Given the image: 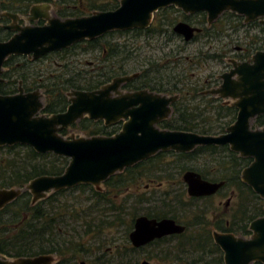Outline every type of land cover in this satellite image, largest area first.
Instances as JSON below:
<instances>
[{
    "label": "water",
    "instance_id": "95a60500",
    "mask_svg": "<svg viewBox=\"0 0 264 264\" xmlns=\"http://www.w3.org/2000/svg\"><path fill=\"white\" fill-rule=\"evenodd\" d=\"M55 1V0H51ZM173 6L185 14L203 12L210 26L225 12L243 18L244 24L258 21L264 26V0H120L112 11H97L78 18L60 19L49 3L34 5L29 21L41 19L42 26L18 25L19 16L3 12L0 17L12 20V37L0 42V84L3 65L11 56L36 61L82 41H92L110 32L145 30L154 13ZM173 32L189 42L201 30L179 22ZM231 69L219 78V87L206 94L229 101L236 108L235 121L223 134L201 135L180 130L160 129L158 124L171 114L170 104L178 96L139 91L122 93L119 88L138 74L116 77L93 91L72 90L67 93L69 105L64 112L45 115L44 96L40 90L25 92L18 86L13 95H0V147L28 146L38 154L50 153L69 160L59 176H39L24 188L0 189V211L15 201L23 191L31 195V205L48 193L89 185L96 190L108 178L162 152L189 153L197 147L228 146L240 157L251 159L241 172V181L259 198L264 199V127L252 128L251 122L264 115V50L247 62L229 60ZM83 118L102 120L112 126L124 120L120 132L112 136L65 138L60 132ZM191 197L216 193L223 182L213 183L195 171L182 175ZM248 238L213 231L214 244L223 254L224 264H264V215L250 223ZM185 227L172 219L157 221L146 216L135 218L128 238L135 249L165 236L179 235ZM52 254L7 258L0 254V264H54ZM84 264V262H81ZM141 264H150L144 260Z\"/></svg>",
    "mask_w": 264,
    "mask_h": 264
},
{
    "label": "trees",
    "instance_id": "16d2710c",
    "mask_svg": "<svg viewBox=\"0 0 264 264\" xmlns=\"http://www.w3.org/2000/svg\"><path fill=\"white\" fill-rule=\"evenodd\" d=\"M119 1L120 0H0V11L25 16L32 6L50 2L53 5L56 17L60 19L78 18L97 11L115 10L119 6ZM172 8L173 7H170V10H172ZM168 10L169 9L161 10L159 15H157L158 20L156 17L154 23L145 30L136 29L125 33H110L93 41L79 42L61 52L50 55H57L61 58H65L71 55L75 50L81 53H92L100 50L102 54L103 49L100 42L106 37L114 34H134L135 36L146 35L147 37H154L157 34H161V32L168 31L170 32L168 35H174L170 31L172 21L169 22L168 20ZM195 17L200 18L198 24L203 28V33L196 36L195 41L200 36L216 40L219 38L218 35L220 33H225L232 25H236L237 27L245 26L247 30L256 28L259 29V32L264 33V26L261 24L254 22L244 25L242 23V17L230 12L223 13L218 20L207 27L205 26V13L196 14ZM222 24L226 25V27L219 33L218 26ZM10 36L11 33L0 26V42L8 40ZM256 45L257 42L250 44L248 52H253V50L257 48ZM108 46L111 47L108 50L106 59H102L103 68L97 71L95 76L93 75L92 77L89 72L82 74V71L72 72L70 70H62L59 74H51L49 77H44L45 74L41 72L35 73L34 76V73L30 72L29 69L35 61H31L26 57L11 56L3 65L1 78L4 81L0 84V95H13L17 93L18 83L21 81L22 87L26 92L36 89L43 91V114L52 115L64 112L69 105V99L67 97L68 92L72 90L93 91L102 86L110 78H115L117 75H127L126 66L114 62V60L117 59V52H120L117 46L113 47L111 44ZM208 59L212 58H208V55L204 53L199 54L200 62H206ZM20 60H22L21 63L18 62ZM108 61L112 62L106 64ZM153 63L154 61L146 60V62L140 64L141 80L146 84L150 83L151 80H155V82L152 83V89L155 88L162 93L177 94L180 97L179 102L174 106V111L170 119L161 124L162 128L193 132L201 135H218L224 133L227 127L235 121L237 111L234 107L223 105L218 98L210 97L209 99H205L202 95L197 94L199 90L193 89L194 93L190 92L191 89L188 88V84H184L186 78L185 72L182 71V74H176L175 71H173L174 64H176L177 68L181 63H173L171 66L172 73L170 70L166 69V67L162 66V68H160ZM65 67L69 66L65 64L63 68ZM163 70L164 73H162ZM160 76L168 77L166 85L162 83V78ZM189 100H198V102L193 106L189 104ZM251 125L252 128L264 127V115L257 116L251 122ZM72 127L85 136H95L98 134L107 136L112 135L111 130L109 131L103 125H97L87 118L78 121ZM60 134L65 136L67 131L62 130ZM172 155L175 156L176 160L171 165L168 164L167 168L175 167L179 175L187 170H192L199 173L205 179L210 178L217 180L225 179L232 175H239L241 172V165H247L250 160L238 158L225 146L221 148H216L214 146L197 147L188 154ZM163 156L162 153L156 154L149 160L140 162L131 168L125 169L123 173L110 177L108 181L112 180L116 185L124 186L127 183L126 180L130 179L129 181H131L136 175H145L143 169L148 165H153V167L158 166ZM192 158H195V162L192 161ZM224 158L226 160H222ZM197 160L203 163H196ZM206 160H210L208 165L206 164ZM188 162L190 164H188ZM68 163L69 160L67 158L54 156L50 153L38 154L28 146L15 145L0 147V189L24 188L32 179L39 176H59L64 172ZM209 168L214 169L210 170ZM157 169L162 173L166 170L160 165ZM151 172L152 171H147L146 173ZM166 174L167 176H159L158 178L166 179L169 177V172ZM237 183L239 187L238 190L243 193L241 198L242 205L240 204L239 206L237 213L238 217H233V219L236 220L230 225L228 232L236 236H248L250 234L248 225L253 219L263 214V209L260 208V206L262 204L264 205V201L259 199L250 189H245L242 183H239V181ZM85 188L90 190V196L88 198H93L92 205L89 206V209L93 210L95 206H102L98 209L101 216L99 224H93L90 214L85 212L82 214H86L84 217L89 221L85 223L86 229L84 230V234L91 233L93 228H98L97 230L99 231L106 226L114 227L117 225V227H120L121 223H125L124 215L126 210L124 207H116L113 203V199H106L104 194L94 192V189L85 185L77 186L71 191L83 190ZM66 191L67 190L56 192L50 198V201L48 200L45 202L41 200L35 205H31V196L29 192L24 191L19 198L2 209L0 211V254L12 259L52 254L57 257V261L54 264H77L76 253L83 247L79 244V242L82 243L83 240L77 241L72 238L69 228H66L65 225H69L67 223L68 218H78L79 214L73 205L68 203H57L59 202L57 197L64 194ZM248 201L249 204H247ZM168 203L169 202L164 200V198H162L160 202H155L151 195L141 200L134 201L131 209V223H133L134 218L144 205H147V208H142L143 214L147 216L152 214V210L150 209L156 206L168 207L170 210L171 207L176 210L181 209L177 204L172 206ZM250 203L252 206L251 208L248 207ZM138 205L141 208H139ZM72 208L73 210H71ZM258 208H260V210H258ZM69 210H71V215H69ZM172 213V218L183 224L186 229L180 235H173L164 239L166 241L168 240L167 243L169 244L168 246L164 244L167 247H162L160 249L162 255L159 257V262L154 264H224L222 253L213 243L208 227L206 228L199 220L180 221L175 213ZM130 225L131 228L132 224ZM73 230V232H76L75 228H73ZM157 245L158 244H155L153 246ZM114 250L112 248V250L108 252L110 256L114 254ZM136 253H138V251L129 245L121 249L118 247L116 255L118 254L123 258L122 260L125 261V263L123 262L122 264H131L130 261L133 259L131 256ZM136 258V260L133 259L132 264H138L139 258ZM150 258L151 257H148V259ZM253 264L260 263L257 262Z\"/></svg>",
    "mask_w": 264,
    "mask_h": 264
},
{
    "label": "rangeland",
    "instance_id": "374dc122",
    "mask_svg": "<svg viewBox=\"0 0 264 264\" xmlns=\"http://www.w3.org/2000/svg\"><path fill=\"white\" fill-rule=\"evenodd\" d=\"M173 10H170L167 12V17L169 18V22L172 21V25L170 29L175 25L178 21H184L183 20V14L181 10L173 7ZM159 12L154 13L152 23H154L155 18L157 15H159ZM54 14V11L52 12ZM27 19L24 18V23H27ZM200 18L194 17L191 19L192 24H198ZM151 23V24H152ZM243 23V22H242ZM8 25L10 23H7ZM244 24V23H243ZM28 25V24H27ZM246 25V24H244ZM196 26V25H194ZM226 25L222 24L219 25V33L224 30ZM236 25H232L231 28L227 29L225 33H220L216 40L213 38L208 37H202L200 36L196 41H192L190 43H185L180 37H177L171 30V32L174 35H168V37L165 34H157L154 37H147L146 35L141 36H135L134 34H114L112 36L106 37L105 41L102 42V46L104 45V42H112L115 44H120L121 47L126 46L123 48V50L118 49L120 51V55H123V58L125 59L124 65L127 69V75L139 73L141 71V66L143 62H146V60L154 61V63L159 66L160 68L166 67V69L170 70L172 73V65L173 63H181L177 68L176 64H174L175 73L182 74L185 72V81L184 84H188V88L191 89L190 92L194 93V90H199V93L201 94V90L207 91L211 88H216L213 85V81H215L218 76H220L223 73H226L231 68V64L229 63V60L235 59L233 58L235 52L236 46H242L246 43L247 40H249V36H252V34H258L260 37L264 34L259 32V29H248L247 27H237ZM236 28V29H235ZM217 34V33H216ZM215 34V35H216ZM137 38H135V37ZM140 37V38H138ZM170 40V43L167 41ZM262 40L261 46L263 47L264 41ZM167 42V43H166ZM263 50V49H259ZM204 53L208 55V59L206 62H200L199 61V54ZM69 55V54H67ZM66 56V55H65ZM102 59H103V53L101 54L100 50H97L92 53H81L78 50H75L71 55L66 56L65 58H61L57 55H50L43 57L40 61H35L34 64L30 67L29 71L34 73H42L45 74V76L49 77L51 74H59L64 71H82V74L90 73V76L92 77L95 74L93 73L94 70H96L97 66H99V70L102 69ZM169 59V61H167ZM19 63L22 62V60L18 61ZM153 63V64H154ZM199 63V64H198ZM202 63V64H201ZM67 64L69 67L63 68V66ZM201 64V65H200ZM164 73V70L162 71ZM165 75V74H163ZM161 77V76H160ZM165 81H168V77L164 76L161 77ZM171 79V74H170ZM208 86V87H206ZM207 88V89H206ZM40 92L43 94V92L40 90ZM44 102V98H43ZM198 101H191L189 100L190 105H196ZM223 134V133H220ZM99 136H102V134H98ZM84 137V135L81 133L79 134L76 131H69L64 137L70 138V137ZM97 136V135H95ZM17 151V150H15ZM176 160V158L172 155L164 156L162 157L163 164H166L167 162H171ZM192 161L195 162V158H192ZM192 162V163H194ZM196 163H203L200 160H197ZM210 163V160H206V164L208 165ZM188 164H190L188 162ZM206 165V166H207ZM166 167V165H163L162 167ZM204 166V164H203ZM159 166L148 165L146 168H144L145 175L140 176L135 183L130 185V190L133 195H142V197H149L151 194L154 193L155 196L158 194H161L163 191H170L169 187L172 184L174 185V180H180V176L178 174V171L175 167L168 168L169 174H171L172 178L167 180L165 178H157V175L160 176H167L166 173L168 172H154L159 171ZM210 170H213L214 168H209ZM147 171H152L151 173H146ZM150 180H153L152 182ZM168 182H170L168 184ZM147 186H150L147 190L145 189ZM72 190V189H71ZM67 190L64 194L59 195L57 197L58 204L61 203H68L73 205L76 210L78 211V218L74 217V219H67V223L69 224L66 226V228H69L72 238L75 240H83L82 243L79 242L83 247L80 248V251L76 253V262L79 264L80 261H85L86 264H122L123 261L120 257V255H116V252L118 251V247L125 248L128 247V242L126 241V238L128 236V232L130 230V224L132 220V210L131 205L132 202L129 199H126L125 201V208H130L126 210V213L124 215L125 223H121L120 227L114 226V227H108L101 230H97L98 228H93L91 233L84 234L85 223L89 222L87 219H85V215H82L84 212L91 215L93 224H99L101 216L100 211L98 209L102 206L99 205L98 208H94L93 210L89 209V206L92 205V202L89 201L90 196V190L89 189H83V190H75L71 191ZM174 193L181 192L179 188L174 185L173 187ZM224 192H230L228 190H225ZM55 194V193H54ZM53 193H48L46 197L43 200H49L54 195ZM126 197V196H125ZM124 196H119L118 199L114 198L113 203L116 207H120V204L123 203ZM222 201V206L219 209V212L222 213L224 210V203L227 200V197H214L213 199L209 201H198L197 204H194L191 202L190 207H185L184 215L189 217L188 219L184 217L181 218L182 221H189L193 217V213L189 211L190 208L193 206L204 208L208 210V218H212V213H209L212 211V207H217V204L219 201ZM236 201V198L234 197V200L231 201V205H234ZM205 206V207H204ZM208 206V208H207ZM142 208H147V205H144ZM139 210V214L143 213V209ZM73 210V208L71 209ZM71 210H69V215H71ZM228 211V210H227ZM91 212V213H90ZM218 212V213H219ZM178 213V212H177ZM71 217V216H70ZM109 220V219H107ZM82 222V224H81ZM130 225V226H129ZM94 226V225H93ZM75 228L76 232H73V228ZM78 238V239H77ZM159 247H152L147 248V250H143L139 253L133 254L131 258L136 260L138 257V264H140L143 260L148 261V259L144 256L146 254L148 255H154L155 252H158ZM114 250V254L110 256L108 253L110 250ZM160 251V250H159ZM116 255V256H115ZM145 257V258H144ZM133 259L130 261V263H133ZM57 261V258H55V263ZM150 263H157V259L155 257L150 258Z\"/></svg>",
    "mask_w": 264,
    "mask_h": 264
},
{
    "label": "flooded vegetation",
    "instance_id": "af4514ba",
    "mask_svg": "<svg viewBox=\"0 0 264 264\" xmlns=\"http://www.w3.org/2000/svg\"><path fill=\"white\" fill-rule=\"evenodd\" d=\"M45 3H49L51 6H52V8H53V5H52V3H50V2H45ZM170 7H172V6H170ZM170 7H167V8H165V9H169L168 11H170ZM163 10V9H162ZM172 10L173 11H175L173 8H172ZM30 11V10H29ZM53 11H54V9H53ZM161 11V10H160ZM1 12V11H0ZM182 12V11H181ZM199 13H203V12H199ZM199 13H195V14H185V13H183L182 12V14H183V20L184 21H178V22H176V23H179V22H184V23H187V24H189L190 26H192V27H195V28H198V29H200L201 31L199 32V33H195L194 34V37L189 41V42H185L184 41V39H183V37L182 36H180V35H177V34H175L174 32H173V30L171 29V31L177 36V37H180L182 40H183V42H185V43H190V42H192V41H195V38H196V36H198V35H200V34H202L203 32V28H202V26L201 25H199V24H192L191 23V19H193L195 16H196V14H199ZM16 15H18L19 16V18H18V21L16 22L18 25H21V26H25V25H36V26H42V25H44L45 24V22L43 21V20H41V19H38L37 21H29L28 20V18L30 17L29 16V12H28V14L27 15H20V14H16ZM55 15V14H54ZM206 15V14H205ZM24 18H26L27 20V23H24L23 21H24ZM186 18H188V19H186ZM206 18V17H205ZM1 20H3V21H1ZM157 20H158V16H157ZM257 23H259L258 21H256ZM7 23H10L9 25L7 24ZM16 23H13L12 22V20L10 19V18H7V17H0V26L1 27H3L6 31H8V32H10L11 33V36L10 37H12V35L14 34V32L15 31H11V30H8V29H6V27H10V26H13L14 24H16ZM175 23V24H176ZM244 23V22H243ZM252 23H254V22H252ZM250 24V23H249ZM260 24V23H259ZM194 25H196V26H194ZM247 25V24H246ZM205 26L207 27V20H206V24H205ZM174 27V26H173ZM172 27V28H173ZM133 31V30H132ZM126 32H131V31H126ZM110 33H125V32H110ZM110 33H108V34H110ZM162 34H165L167 37H168V33H170V32H168V31H166V32H161ZM108 34H106V35H108ZM264 34V33H263ZM106 35H104V36H106ZM103 37V36H102ZM99 38H101V37H99ZM261 38L263 39V41H264V35L263 36H259L258 34H252V36H249V40H247L246 41V43L244 44V45H242V46H236L235 47V54H234V56H233V58H235V59H232V60H235L236 62H238V63H241V62H247L248 60H250V58L256 53V52H259V51H263L264 50V45H263V47L261 46V44H262V40H261ZM98 39V38H97ZM106 39V38H105ZM105 39H103L102 41H105ZM93 41V40H92ZM168 43H170V40H168L167 41ZM166 42V43H167ZM255 42H257V48L256 49H254L253 50V52H248V47H249V45L250 44H253V43H255ZM259 43H261V44H259ZM264 43V42H263ZM100 44H101V46H102V42H100ZM109 44H111L113 47H116L117 46V49H121V50H123V48H125L126 46H123V47H121L120 46V44H119V46H118V44H115V43H112V42H104V45L102 46V49H103V59L105 60L106 59V56H107V54H108V50H109V48L111 47V46H108ZM259 49H263V50H259ZM59 52H61V51H59ZM117 52V51H116ZM53 53H56V52H53ZM53 53H50V54H53ZM50 54H48V55H46V56H49ZM247 54H249V55H247ZM46 56H44V57H46ZM16 57H18V56H16ZM24 57H26V56H24ZM26 58H28V57H26ZM43 58V57H42ZM42 58H40V59H38V61H40ZM29 59V58H28ZM30 60V59H29ZM125 59L123 58V55H120V52H117V59L116 60H114V62L116 63V62H118L119 63V65L120 64H122V65H124V61ZM167 61H169V59L167 60ZM112 61H108V62H106V64L108 63V64H110ZM230 63V62H229ZM126 65V64H125ZM103 68V67H102ZM231 69V68H230ZM229 69V70H230ZM97 71H99V66H97V68H96V70H94V74L97 72ZM136 74H138L137 75V77H135V78H133L132 80H130L129 82H127V83H125V84H123L120 88H119V90L122 92V93H132V92H139V91H148L149 93H154V94H160V95H165V96H167V97H170V96H175V95H173V94H169V93H162V92H159V91H157L155 88L154 89H152L153 87H152V83L153 82H155V80H151L150 81V83H144L143 82V80H141V72L139 71V73H136ZM222 75V74H221ZM220 75V76H221ZM120 75H117V76H115V78L116 77H119ZM220 76H218L217 78H215L216 80L215 81H213L212 83H213V85L212 86H215L216 88L217 87H219L220 86V84H221V79L219 78ZM114 78H110L108 81H106L102 86H104V85H106V84H109L110 82H112V80H113ZM21 82V81H20ZM19 82V83H20ZM19 83H18V86H19ZM162 83H164V85H166L167 84V81H165L164 79H162ZM21 86H22V82H21ZM102 86H100L99 88H101ZM167 86H169V85H167ZM206 87H208V86H206ZM23 88V87H22ZM98 88V89H99ZM24 89V88H23ZM207 89V88H206ZM212 89V88H211ZM36 90H38V89H36ZM40 90V89H39ZM97 90V89H96ZM209 90V89H208ZM24 91H25V89H24ZM32 91H34V90H32ZM32 91H29V92H32ZM42 91V90H41ZM202 92H201V94L200 93H197V94H199V95H202V97H204L205 99H209L210 97L211 98H218V97H212L211 95H208V94H206L205 92L206 91H204L203 89L201 90ZM18 92V91H17ZM26 92V91H25ZM43 92V91H42ZM177 95V94H176ZM178 96V99L174 102V103H172V104H170V108H171V114H170V116L166 119V120H164L163 122H165V121H167V120H169L170 119V117H171V115H172V113H173V111H174V106H175V104L177 103V102H179V100H180V97H179V95H177ZM188 97H190V96H188ZM191 98V97H190ZM219 99V98H218ZM220 100V102L223 104V105H228V106H231L230 104H229V101H227V100H222V99H219ZM196 101H198V100H196ZM231 107H233V106H231ZM235 108V107H234ZM236 109V108H235ZM237 111V110H236ZM237 114V113H236ZM260 116V115H259ZM84 119V118H83ZM88 119V118H87ZM90 121H92L93 123H95V124H97V125H103L106 129H108L109 131L111 130V133H112V135H115V134H117L118 132H120V130H121V128H122V125H123V123L125 122L124 120H122V121H120V122H118L117 124H115V125H112V126H105L104 125V122L102 121V120H98V121H93V120H90ZM163 122H161V123H159L158 124V127L160 128V129H165V128H162L161 127V124L163 123ZM74 125V124H73ZM73 125H71L70 127H68V128H66V129H64V130H66L67 131V133L69 132V131H76V132H78L79 134H81L79 131H77L75 128H73L72 126ZM167 130H169V129H167ZM111 135V136H112ZM219 135V134H218ZM103 136H107V135H103ZM205 147V146H204ZM214 147H216V148H221V147H224V146H214ZM225 147H228V146H225ZM228 149H229V147H228ZM229 151H230V149H229ZM171 152L172 151H170V152H166V153H162V152H160V153H162L164 156H168V155H172V154H174V155H176V154H188V153H175V152H172V154H171ZM192 152V151H191ZM231 152V151H230ZM190 153V152H189ZM231 153H233V152H231ZM159 154V153H158ZM233 154H235V153H233ZM238 158H241V159H249V158H243V157H240L238 154H235ZM163 156V157H164ZM173 156V155H172ZM175 157V156H174ZM222 160H226L225 158L224 159H222ZM175 161V160H174ZM174 161H171V162H167L166 164H163V161H162V159L160 160V162H159V164H158V166L160 165V166H163V165H166V167L164 166V167H162L163 169H166L165 170V172L168 170V168H167V165L168 164H172ZM251 163V159L249 160V163L247 164V165H241L242 167H241V172H242V170L245 168V167H247L249 164ZM230 166H232V165H230ZM133 167V166H132ZM131 168V167H130ZM172 168V167H171ZM187 171H192V170H187ZM124 172V171H123ZM122 172V173H123ZM154 172H159V171H154ZM186 172V171H185ZM185 172H183V173H185ZM241 172H240V174L239 175H232V176H229L228 178H225V179H221V180H217V179H210V178H207V179H205V178H203L201 175V178L202 179H204V180H206V181H209V182H213V183H218V182H223L224 184H223V186L216 192V193H214L213 195H209V196H201V197H191V196H189L188 194H187V191H186V184L184 183V181H183V179H182V175H183V173L182 174H180L181 176V178H180V180H174V185H176L178 188H179V190L181 191V192H179V193H174L173 192V187H174V185L172 184V182H171V185H170V191H163L161 194H158L157 196H155L154 195V193L153 194H151V196H153V200L155 201V202H160V200L162 199V198H164V200H166L167 202H169L168 204H170V205H174V204H177L178 206H180L181 207V209L179 210H176V209H172V207H171V210L170 209H168V207H152L150 210H152V214L150 215V216H147V215H145V214H143V213H138L137 214V216L135 217V218H137V217H139V216H146V217H148L149 219H155V220H157V221H160V220H162V219H172V220H174L177 224H180V225H182V226H184L183 224H181V223H179V222H177L175 219H173L172 218V212H174L175 213V215L177 216V218H179V220L180 221H182L181 220V218L183 219L184 217H186L187 219L189 218V217H187L186 215H184V211H185V207H190L191 206V202L192 203H194V204H197V202L198 201H209V200H211V199H213L214 197H220V198H222V197H227V200L225 201V203H224V210L222 211V213H220L219 212V209H220V207L222 206V201L220 200L219 201V203L217 204V207H212V211H210L209 213H212V218L211 219H209L208 218V210L207 209H204V208H199V207H195V206H193L192 208H190L189 209V211L191 212V213H193V217L191 218V219H189V220H191V221H193V220H199V221H201L202 222V224H204L205 225V227L207 228L208 227V229L210 230V234H211V238H212V232L213 231H216V232H220V233H230V234H233V233H231V232H228L229 231V229H230V225L231 224H233V222L236 220V219H233V217H238V210H239V206H240V204L242 205V201H241V198H242V195H243V193H241L239 190H238V186H237V182L239 181V183H242L243 184V186H244V188L245 189H250L247 185H245L242 181H241ZM199 174V173H198ZM160 175H157V178L159 177ZM141 177H142V175H141ZM138 178H140V176H138V175H136L135 176V178L134 179H132L131 181H129V180H126V184L124 185V186H119V185H116V183L115 182H113L112 180L111 181H108V180H106L100 187H99V189L98 190H96L94 187H92V186H89L90 188H92V189H94V192H98V193H101V194H104V196L106 197V199H113L114 200V198H116V199H118V197L119 196H124V198H123V203L122 204H120V207H124V209L125 210H127V209H130V208H125L126 207V205H125V201H126V199H129L130 198V201L132 202V204H133V202L134 201H137V200H141L142 198H145V197H142V195L143 194H141V195H137V194H132V193H130L131 192V190H130V185H132L133 183H135V181L138 179ZM172 178V176H171V174H169V177H167L166 179L167 180H169V179H171ZM160 179V178H159ZM151 182L153 181V180H150ZM153 183V182H152ZM170 182H168V184H169ZM235 183V184H234ZM237 183V184H236ZM86 186V185H85ZM150 186H148V188H149ZM147 188V186H146V190L148 189ZM225 190H228V191H230V192H224ZM251 190V189H250ZM247 191V190H246ZM252 191V190H251ZM253 192V191H252ZM254 193V192H253ZM54 194V193H53ZM255 194V193H254ZM256 195V194H255ZM126 196V197H125ZM147 197V196H146ZM234 197L236 198V201H235V204L234 205H231V201L232 200H234ZM259 199H261V198H259ZM92 200H93V198L91 197L90 199H89V201L90 202H92ZM262 201H264V199H261ZM42 201H47V200H42ZM252 203V202H251ZM251 203H250V205L248 206L249 208H251L252 206H251ZM247 204H249V201L247 202ZM136 205H137V203H136ZM99 206V205H98ZM98 206H95V208H98ZM138 207L139 208H141L139 205H138ZM205 207V206H204ZM207 208H208V206H207ZM260 208H262L263 209V214L261 215V216H259V217H257V218H255V219H253L252 221H254V220H256V219H258V218H260V217H262L263 215H264V205L262 204L261 206H260ZM260 208H258V210H260ZM131 209H132V205H131ZM261 209V210H262ZM103 210H105V209H103ZM228 210V211H227ZM178 212V213H177ZM219 212V213H218ZM135 218H134V220H135ZM134 220H133V223H132V227L130 228V230H129V232H128V235H129V233H130V231L132 230V228H133V224H134ZM251 221V222H252ZM250 222V223H251ZM250 223H249V225H248V230H249V226H250ZM185 227V226H184ZM185 229H186V227H185ZM249 232H250V230H249ZM180 235V234H179ZM234 235V234H233ZM251 235V232H250V234L248 235V236H240V237H245V238H248L249 236ZM170 236H173V235H170ZM170 236H165V237H162L161 239H156V240H154V241H152V242H150V243H148L147 245H145L144 247H141V248H138V249H135V248H133L132 246H131V243H130V241H129V238H128V236H127V238H126V241L128 242V245H130L133 249H135L136 251H138V253L139 252H141V251H143V250H147V248H152V247H154L153 245H155V244H158L159 246H161L160 248H159V250L162 248V247H167L168 246V244L169 243H167V241L166 240H164L165 238H168V237H170ZM212 241H213V239H212ZM214 243V242H213ZM164 244H167V246L166 245H164ZM152 245V246H151ZM156 246V247H159V246ZM163 245V246H162ZM158 250V252H155V254L154 255H148V254H146V255H144L147 259H148V257H152V256H154L156 259H157V261L159 260V257L162 255V253L160 252ZM221 251V250H220ZM222 253V252H221ZM56 257V256H55ZM144 257V258H145ZM222 257H223V254H222ZM57 258V257H56ZM144 261V260H143ZM150 261V259H148V262ZM81 262H84V264H86V262L85 261H80L79 262V264H81ZM255 263H257V262H255ZM259 263V262H258ZM261 264V263H260Z\"/></svg>",
    "mask_w": 264,
    "mask_h": 264
},
{
    "label": "bare ground",
    "instance_id": "6f19581e",
    "mask_svg": "<svg viewBox=\"0 0 264 264\" xmlns=\"http://www.w3.org/2000/svg\"><path fill=\"white\" fill-rule=\"evenodd\" d=\"M236 236V235H235Z\"/></svg>",
    "mask_w": 264,
    "mask_h": 264
}]
</instances>
